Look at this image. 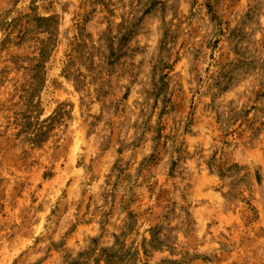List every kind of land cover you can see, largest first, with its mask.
<instances>
[{
    "label": "rangeland",
    "instance_id": "obj_1",
    "mask_svg": "<svg viewBox=\"0 0 264 264\" xmlns=\"http://www.w3.org/2000/svg\"><path fill=\"white\" fill-rule=\"evenodd\" d=\"M0 264H264V0H0Z\"/></svg>",
    "mask_w": 264,
    "mask_h": 264
}]
</instances>
